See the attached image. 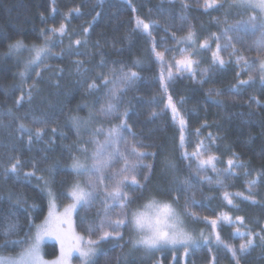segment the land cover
I'll return each mask as SVG.
<instances>
[{"label":"trees","instance_id":"obj_1","mask_svg":"<svg viewBox=\"0 0 264 264\" xmlns=\"http://www.w3.org/2000/svg\"><path fill=\"white\" fill-rule=\"evenodd\" d=\"M219 1L224 7L205 10L204 0H103L102 3L101 0H0V242L23 237L29 220L37 224L45 217L47 187L51 188L57 204L63 206L70 201L68 193L76 179L85 180L89 175L95 178V173L77 177L70 167L72 158L79 156L84 161V154L78 149L87 148L86 163L90 164L94 146L88 141L93 138L95 129L106 130L123 119L130 131L123 130L120 149L124 150L126 141L128 146L135 144L142 151L156 153L155 157L147 156L143 160L154 165L147 181L144 176L148 169L132 173L146 187L142 190L131 185L125 188L136 198L130 207L145 204L153 196L170 201L172 195H179V203L174 207L182 209L185 196L194 198L199 203L189 207L200 219L184 217V223L193 232L200 227L205 230L206 226L209 238L187 247V254L186 247L182 246L145 251L133 248L130 240L134 233L122 228L119 231L123 239L110 238L99 245L95 264H236V259L239 264H264V241L260 239L264 236V86L260 81L258 60L248 68L244 63H236V55L250 61L256 59L257 51L252 42L259 31L253 32L244 23L252 10L229 9L225 0H217V3ZM185 2L189 7L183 6ZM137 19L149 23L151 35L136 28ZM62 24L65 25L63 35L50 31ZM231 26L240 29L227 33L233 37L232 44L239 51L232 55V47L222 50L219 54L226 63L213 66L215 37H221L222 45L228 43L223 33ZM190 29L195 33V43L181 42L180 38ZM45 38L50 41L49 54L27 70L24 61L29 52L9 53V44L14 41L42 46ZM78 40L81 43L77 44ZM205 41L209 47L201 49L200 44ZM153 43L155 52L164 53L163 65L156 59ZM193 53L191 58L198 61L194 74L177 72L175 61ZM77 61H82L87 71L78 73ZM169 66L174 73L171 80L167 78ZM121 68L138 73V79L122 94L119 103V113L127 111L128 115L111 120L98 118L77 132L70 118L87 119L90 111L99 113L112 87L104 85V77H112L111 70ZM22 71L25 72L23 77L20 76ZM161 71L166 91L160 81ZM249 75L254 77V82L241 86L239 81L247 80ZM93 83L96 88L89 89ZM30 88L31 99L28 97ZM22 94L24 98L17 104ZM169 95L179 110L175 121L171 109H165ZM153 112L160 115L153 117ZM181 118L186 122L183 148L180 146ZM20 123L28 125L31 133L27 129L19 131ZM38 128L43 129L40 139L35 138ZM95 139L103 141L105 137L99 135ZM201 141L205 145V149H201L204 158L210 154L218 157L217 169L228 168L229 160L243 165L233 169L235 175L225 179V187L199 183L194 177L195 159L182 158L185 151L188 154L196 151ZM11 157L18 158L22 166L17 173L5 175L4 169L13 162ZM129 159L135 157L129 156ZM166 160L176 164L175 173L166 170ZM188 164L192 167L188 168ZM122 165L121 160L113 168L119 169ZM33 171L35 176L25 177L24 173ZM173 175L180 180L190 179L193 188L187 193L176 192L178 185L170 184ZM200 175L216 180L210 168ZM41 176L44 180L39 179ZM45 180L49 182L47 187ZM252 180L256 183L250 188L248 182ZM105 183L110 185L111 182L106 179ZM168 187H172L173 192L165 195L162 190ZM225 191L231 194V205L223 198ZM237 193L242 195H235ZM102 208L101 200L97 199L87 214L88 222L99 223ZM118 211L119 208L112 210L114 219ZM84 215V211L78 209L74 222L77 231L87 239L86 224L81 222ZM225 215L231 217V222L222 219ZM204 217H208V221L218 220L214 233L208 224L203 225ZM236 217H243V223H237ZM190 218L194 223L188 222ZM17 220L21 225L18 235L10 232L6 237L4 231L8 224ZM237 228L257 234L255 246L245 253L239 252V246L248 237L238 235ZM216 233H219V241ZM98 235V232L93 234L92 239ZM228 246L237 250L236 259ZM20 250V246L9 244L0 254ZM57 250L55 243L44 244L46 257L54 256Z\"/></svg>","mask_w":264,"mask_h":264},{"label":"snow or ice","instance_id":"obj_2","mask_svg":"<svg viewBox=\"0 0 264 264\" xmlns=\"http://www.w3.org/2000/svg\"><path fill=\"white\" fill-rule=\"evenodd\" d=\"M103 0H101V3ZM229 9H240L243 11L252 10L253 14L248 17V20L244 23L253 31H259V36L252 42L257 51V56L255 60H248L243 55H236L239 49L235 48L232 44L233 37L228 36V32H236L240 29L236 26H231L224 29V39L228 41L226 44H220L219 40L221 37L216 36L217 40L216 50L212 53V64L213 66L219 64L224 65L226 61L220 56L222 50H226L232 47V55H236V63L239 65L241 61L244 62V67L248 68L258 60L259 62V72L261 85L264 86V0H225ZM184 7H189L185 2ZM202 7L205 10L224 7L223 3H217V0H204ZM219 22V21H217ZM136 28L141 29L151 35L149 28V23H146L140 19L136 21ZM53 33H58L63 35L65 32V25H61L59 28L50 29ZM87 33V29H84ZM175 35V34H173ZM215 35V34H214ZM236 39H240L237 37ZM181 42H192L195 43V33L190 29L186 36L180 38ZM49 38H45L44 44L42 46L38 45H26L23 41L17 40L9 44L10 54H20L22 51L29 52V57L24 61L25 70L31 68L33 65L42 62L43 58L49 54L48 43ZM77 44L81 43L79 40L76 41ZM155 43H153V51L155 52ZM208 42L205 41L200 44L201 49L208 48ZM183 51V50H182ZM192 55H185L181 59L175 61L176 71H188L194 74V65L198 61L191 58ZM156 59L164 64V53L155 52ZM77 72L83 73L87 69L83 68V62L77 61ZM112 77H104V85H112L108 89L107 93V103L99 109V113L90 111L87 119L80 117H71L73 126L79 132L81 127L87 128L96 119H107L111 120L113 118H119L122 116H127V111L119 113V103L122 94L131 87L135 81L138 79V73L135 71L125 72L123 68L117 70L112 69ZM208 70L205 69L206 73ZM25 72L22 71L20 76L23 77ZM39 75V73H37ZM240 73H237L239 76ZM174 76L172 67L169 66L167 70V78L171 80ZM160 81L162 86L167 89L165 84L164 72L161 71ZM254 82V77L249 75L247 80H240L239 84L241 86L250 85ZM96 88L95 83L89 85V89ZM31 88L28 93L29 99H31ZM219 95V92H217ZM23 94L20 99L17 100V104L22 100ZM165 109H171L172 118L175 121L177 118L178 109L176 104L173 102L172 97L169 95ZM153 117L160 115V113H151ZM36 123H44L41 120H35ZM4 127H8L5 125ZM186 122L183 118L180 119V146L183 148L186 134H185ZM25 129L31 133V128L24 123H20L18 130L23 132ZM128 129L129 126L126 121L121 119L119 124L113 125L108 129L103 127L96 128L94 136L88 141V143L94 146V150L91 152V163H86L89 150L87 148L78 149L79 152L84 154V161L81 160L79 156H73L71 169L76 174L77 177L81 175H86L88 173H95V178L89 175L87 179L81 181L76 179L70 186L68 195L71 198V203L64 206L62 212H58L55 204V197L50 187L48 186V181L45 180V186L47 187V193L50 198L48 214L44 221L40 224H35L33 221L29 220L27 231L23 237L16 239L15 241L5 240L0 242V250L7 247L9 244H15L20 246V251L15 255H3L0 254V264H69V257H71L73 252H78L83 260V264H95L94 257L97 255L99 245L110 239H123L121 231L119 229L129 228L134 233V238L130 240L133 248H142L145 251H151L154 249H160L164 246H176L183 245L187 246L197 244V239L191 235L182 226L184 224V217H194L200 219V217L194 213L189 207L190 204L195 205L199 202L194 198L185 196V204L182 209L174 207L179 203V195H172L170 201L158 200L157 197L153 196L148 199L145 204L138 205L136 208H131L130 206L135 203L136 198L132 197L125 191V188L129 185L134 186L139 189H143L146 185H142L137 179L135 173L137 169H148L145 173L144 179L147 181L150 178L151 172L154 165L151 163H144L143 160L147 156L155 157L156 153L142 151L135 144L128 146L125 141V148L122 151L119 147L120 143L123 141L122 132ZM55 131V129H53ZM198 131V130H197ZM43 134V129L38 128L35 131V138L40 139ZM104 135L105 139L99 141L95 139V136ZM134 135V134H133ZM32 135H29V143L32 142ZM147 147V146H145ZM196 151L188 154L186 151L182 153V158H187L189 160L195 159L196 168L194 172V177L198 178L199 183H214L216 187H225V179L228 176L235 175L233 169L235 167H243L242 164L237 165L233 160L228 161V168L217 169L216 162L218 157L215 155H208L206 158L203 157L201 149H205L204 143L201 141L196 146ZM129 156H134L135 159L130 160ZM13 161L9 167L4 169L5 175L8 173H17L18 169L21 168V161L16 157H11ZM123 161V165L119 169L113 168V165L118 161ZM35 168V165L33 166ZM188 168L192 165L188 164ZM165 168L173 173L176 172L177 166L171 160L165 161ZM211 169L215 175L216 180L213 181L212 177L204 175L201 176L202 171H207ZM249 173L245 172V175ZM25 177L35 176V171L24 173ZM39 179L44 180L41 176ZM109 180L111 183L106 184L105 180ZM249 187L256 183L255 180L249 181ZM171 185H178L174 190L176 192L187 193L193 188V183L190 179L180 180L177 176L173 175ZM165 195H170L173 192L172 187H168L162 190ZM194 195V194H193ZM235 195H242L237 193ZM102 197V199H101ZM223 198L227 200L228 204L233 203L231 199V194L227 191L223 193ZM100 199L103 205V217L100 219L99 223L88 222V213L91 211L94 202ZM244 199H252V197H244ZM114 208H119L116 212V218L114 219L111 215ZM78 209H82L85 213L81 217V222L86 224L85 231L88 233V238L82 234L75 231L73 227V213L77 212ZM100 212H97V216ZM208 221V217L203 218ZM223 220L231 222V217L225 215L222 217ZM243 217H236L237 223H243ZM211 227L213 230L216 229L218 225V220H210ZM21 229L19 221H12L8 224V227L4 231V235L7 237L10 232H15L17 235ZM33 229L35 230L33 233ZM111 229V230H108ZM99 233L96 239H92V235ZM236 233L240 236H247L248 239L245 243H241L239 246V252L245 253L251 247L255 246L254 236L257 235L252 232H241L239 228L236 229ZM55 236L60 242V256L54 261H46L41 255V243L45 237ZM201 237L207 240L208 237H204L201 233ZM217 241L220 240L219 233H216ZM260 239L264 241V236ZM229 250L232 252L234 259L237 258V250L228 246ZM236 264H239V260L236 259Z\"/></svg>","mask_w":264,"mask_h":264},{"label":"rangeland","instance_id":"obj_3","mask_svg":"<svg viewBox=\"0 0 264 264\" xmlns=\"http://www.w3.org/2000/svg\"><path fill=\"white\" fill-rule=\"evenodd\" d=\"M219 3H220V1H219ZM253 14V12L251 11V14L250 15H252ZM250 15H248L247 16V18H246V20H248V17L250 16ZM246 59H248V58H246ZM241 63H244L243 61L241 62ZM258 68H259V62H258ZM81 181H83V178L82 179H80ZM49 202H50V198H49V196H48V205H47V211H46V214H45V217L47 216V214H48V208H49ZM72 201H71V198H70V201L68 202V203H66L65 205H67V204H69V203H71ZM55 204H56V208H57V211L58 212H62L63 211V209H64V206L65 205H63V206H59L58 204H57V202L55 201ZM75 213V212H74ZM74 213H73V217H72V219H73V227L75 228V231L77 232V233H79L78 231H77V229H76V227H75V222H74ZM45 217L40 221V222H38L37 224H40V223H42L43 221H44V219H45ZM189 221L188 222H193L194 223V219L193 218H190V219H188ZM203 225L205 226V224H208L209 225V230L211 231V233H214L215 232V230H213V228L211 227V224H210V221H203ZM183 227H184V229L186 230V231H188L189 233H191V235L193 236V237H195L196 239H197V244L198 243H200V242H202V241H206V240H204L202 237H201V233H203V236L204 237H208L209 238V236H208V233H206V226H205V230H203V229H201V227L197 230V231H195V232H193L191 229H188L187 227H186V224L184 223L183 225H182ZM192 228H193V226L192 225H190ZM34 229H33V233H34ZM80 234V233H79ZM47 242H50V243H55L56 245H57V247H58V250H57V253L54 255V256H52V257H46L45 256V254H44V244L45 243H47ZM194 245H196V244H194ZM169 247H173V246H171V245H168ZM186 247V246H183V245H176V246H174V247ZM189 246H193V245H188L187 247H189ZM99 248H100V246L98 247V252H99ZM97 252V253H98ZM16 253H14V254H11V255H15ZM3 255H9V254H3ZM41 255L43 256V258L46 260V261H54V260H56L59 256H60V242L56 239V237L55 236H49V237H45V239L43 240V242L41 243ZM69 264H83V260H82V258L80 257V255H79V253L78 252H73L72 253V255H71V257H69Z\"/></svg>","mask_w":264,"mask_h":264}]
</instances>
